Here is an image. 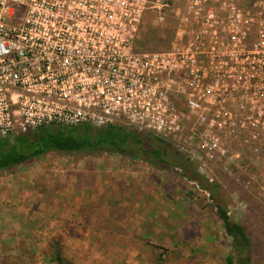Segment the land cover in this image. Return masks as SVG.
<instances>
[{
	"label": "built area",
	"instance_id": "obj_1",
	"mask_svg": "<svg viewBox=\"0 0 264 264\" xmlns=\"http://www.w3.org/2000/svg\"><path fill=\"white\" fill-rule=\"evenodd\" d=\"M241 2L0 0V139L118 125L237 170L264 141V0ZM148 15L168 47H139Z\"/></svg>",
	"mask_w": 264,
	"mask_h": 264
},
{
	"label": "rangeland",
	"instance_id": "obj_2",
	"mask_svg": "<svg viewBox=\"0 0 264 264\" xmlns=\"http://www.w3.org/2000/svg\"><path fill=\"white\" fill-rule=\"evenodd\" d=\"M165 26L148 15L139 47H163ZM244 151L237 170L221 163L198 172L221 186L217 202L231 220L264 245V141L259 152ZM217 202L178 165L51 151L0 171V264H58L57 254L63 264H228L231 256L239 264ZM252 254V264H264V246Z\"/></svg>",
	"mask_w": 264,
	"mask_h": 264
},
{
	"label": "trees",
	"instance_id": "obj_3",
	"mask_svg": "<svg viewBox=\"0 0 264 264\" xmlns=\"http://www.w3.org/2000/svg\"><path fill=\"white\" fill-rule=\"evenodd\" d=\"M170 41L171 32H168V39L162 43L163 47L165 45L168 47ZM163 47L160 49H164ZM170 147V142L153 134L140 135L118 125L102 128L82 126L38 129L31 134L18 136L13 141H10L9 138L0 139V171L31 159L40 158L51 151L97 153L103 150L133 159L152 158L171 167L178 165L192 180H199L202 189L208 190L211 199L217 202V192L221 186L210 184L197 169L191 168L192 162L189 158L179 151L176 153L169 151ZM215 208L223 222L226 234L232 239V247L236 255L239 256V264H252V251L264 245L260 240H254L245 226L233 222L228 211L218 202L215 204ZM233 258L234 256L229 257L227 263L235 264ZM56 261L58 264H63L61 255H56Z\"/></svg>",
	"mask_w": 264,
	"mask_h": 264
}]
</instances>
